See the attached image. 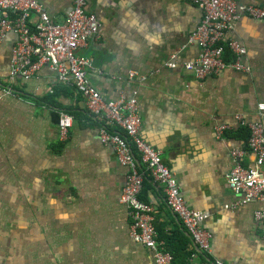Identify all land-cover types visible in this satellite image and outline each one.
I'll return each mask as SVG.
<instances>
[{
  "label": "crops",
  "instance_id": "obj_1",
  "mask_svg": "<svg viewBox=\"0 0 264 264\" xmlns=\"http://www.w3.org/2000/svg\"><path fill=\"white\" fill-rule=\"evenodd\" d=\"M39 1L56 21L71 7V0ZM238 2L264 7V0ZM87 10L100 21L98 37L77 50L92 59L89 82L106 99L137 100L141 137L161 152L187 204L207 214L211 259L264 264V223L254 220L264 204L224 207L235 198L226 183L229 152L246 144L237 130L247 127L235 117L264 125L257 108L264 104V22L242 17L229 34L246 48L250 73L225 71L200 81L177 68L140 83L128 80V72L162 67L199 24L201 11L188 0H87ZM14 40L8 35L0 44V264H153L128 236L130 218L120 200L128 168L101 142V121L46 65L32 78L9 81ZM198 51L188 46L180 59ZM59 111L73 116L61 142ZM219 124L228 125L222 138L214 133ZM162 196L145 174L140 197L154 205L155 230L169 241L171 264H203Z\"/></svg>",
  "mask_w": 264,
  "mask_h": 264
},
{
  "label": "built area",
  "instance_id": "obj_2",
  "mask_svg": "<svg viewBox=\"0 0 264 264\" xmlns=\"http://www.w3.org/2000/svg\"><path fill=\"white\" fill-rule=\"evenodd\" d=\"M188 1L201 11L202 17L185 43L169 55L162 67L147 74L131 70L128 80L142 83L163 70L177 68L200 81L225 71L251 72L246 48L229 34L242 17L264 22V7L241 4L238 0ZM99 29L100 21L94 12L87 10V0H71V7L61 21L53 20L39 0H0V44L8 35L15 38L8 80L32 78L46 65L55 72L57 82L71 85L83 99L86 111L101 121V142L111 146L120 164L128 168L120 197L130 218L128 236L150 253L153 264H171L173 256L155 230L154 205L140 198L145 174L161 187L164 206L176 216L193 244L210 257L212 233L204 225L207 214L187 204L175 174L163 163L161 152L141 137L137 100L124 95L106 99L89 82L92 59L78 55L77 50L98 37ZM191 45L198 47V54L182 61L180 55ZM257 108L261 114L264 104H258ZM235 120L247 127L249 135L244 147L229 152L232 166L226 174V183L235 198L225 204L228 209L255 201L264 204V125L260 121L247 122L241 116ZM72 126L73 116L59 111L56 130L60 142L68 139ZM227 129V124H219L214 126V133L222 138ZM247 155L252 159L244 163ZM254 220L264 223V208L254 210ZM261 238L264 240V226ZM203 264L230 263L210 257Z\"/></svg>",
  "mask_w": 264,
  "mask_h": 264
},
{
  "label": "trees",
  "instance_id": "obj_3",
  "mask_svg": "<svg viewBox=\"0 0 264 264\" xmlns=\"http://www.w3.org/2000/svg\"><path fill=\"white\" fill-rule=\"evenodd\" d=\"M227 55H228V52H226V57H228ZM12 91H14V90L12 89L11 92H12ZM52 104H53V103H52ZM56 114H57V115H54V117H55V121H56V123H57V121H58V113H56ZM237 132H241V133L243 134V137H244V139H245V142H247L248 135H249V131H248V129H246V128H241V127H240V129H238ZM140 198H141V197H140ZM141 199H142V198H141ZM143 200H144V199H143ZM157 235H158V238H160L161 240H163V243H164V247H165V249H167L168 251H170L171 254H172V256H173V250H172V248L169 246V241H168L167 237H164L163 234H161V233H158ZM201 254H202V256H203V258H204L205 261L209 259L208 256H205L203 253H201Z\"/></svg>",
  "mask_w": 264,
  "mask_h": 264
}]
</instances>
